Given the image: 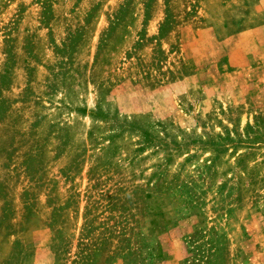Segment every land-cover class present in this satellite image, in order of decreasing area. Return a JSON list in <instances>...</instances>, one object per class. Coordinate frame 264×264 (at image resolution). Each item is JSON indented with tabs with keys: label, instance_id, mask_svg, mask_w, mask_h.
I'll return each instance as SVG.
<instances>
[{
	"label": "rangeland",
	"instance_id": "374dc122",
	"mask_svg": "<svg viewBox=\"0 0 264 264\" xmlns=\"http://www.w3.org/2000/svg\"><path fill=\"white\" fill-rule=\"evenodd\" d=\"M0 264H264V0H0Z\"/></svg>",
	"mask_w": 264,
	"mask_h": 264
}]
</instances>
